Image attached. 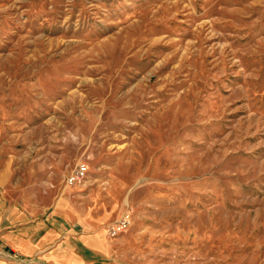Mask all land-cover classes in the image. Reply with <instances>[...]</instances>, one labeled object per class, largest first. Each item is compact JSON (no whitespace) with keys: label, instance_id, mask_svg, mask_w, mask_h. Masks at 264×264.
<instances>
[{"label":"rangeland","instance_id":"rangeland-1","mask_svg":"<svg viewBox=\"0 0 264 264\" xmlns=\"http://www.w3.org/2000/svg\"><path fill=\"white\" fill-rule=\"evenodd\" d=\"M0 175L80 264H264V0H0Z\"/></svg>","mask_w":264,"mask_h":264},{"label":"crops","instance_id":"crops-1","mask_svg":"<svg viewBox=\"0 0 264 264\" xmlns=\"http://www.w3.org/2000/svg\"><path fill=\"white\" fill-rule=\"evenodd\" d=\"M7 179L0 175V264H11L6 259L13 253L23 264H80L84 259L76 248L64 247L70 244V238L73 246L78 243L83 252L102 246L95 240V226L85 220L68 195L58 197L46 216L30 218L8 198L4 189Z\"/></svg>","mask_w":264,"mask_h":264},{"label":"built area","instance_id":"built-area-1","mask_svg":"<svg viewBox=\"0 0 264 264\" xmlns=\"http://www.w3.org/2000/svg\"><path fill=\"white\" fill-rule=\"evenodd\" d=\"M87 168L85 165H80L76 170L74 174H71L68 178V183L70 184H74L76 183L78 180L82 179L85 176V172H86ZM129 215L124 214L120 217V219L118 221H116L115 223H113L109 229H108V233L111 236H115L117 234H119L120 232L124 231L125 228L128 226L129 224Z\"/></svg>","mask_w":264,"mask_h":264}]
</instances>
